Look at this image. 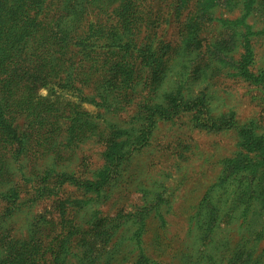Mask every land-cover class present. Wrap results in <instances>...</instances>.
I'll list each match as a JSON object with an SVG mask.
<instances>
[{"label":"rangeland","instance_id":"rangeland-1","mask_svg":"<svg viewBox=\"0 0 264 264\" xmlns=\"http://www.w3.org/2000/svg\"><path fill=\"white\" fill-rule=\"evenodd\" d=\"M60 2L79 43L106 49L83 61L84 46L65 43L50 75L16 72L8 106L26 144L0 179V259L17 255L12 241L44 264H264V0H45V22ZM21 5L0 0V43ZM150 10L155 41L179 47L162 79L138 51L148 32L133 29ZM119 58L131 74L102 76ZM89 62L100 72L77 70ZM172 95L184 100L175 114ZM42 132L62 150L39 147ZM69 136L88 138L72 150Z\"/></svg>","mask_w":264,"mask_h":264},{"label":"trees","instance_id":"trees-1","mask_svg":"<svg viewBox=\"0 0 264 264\" xmlns=\"http://www.w3.org/2000/svg\"><path fill=\"white\" fill-rule=\"evenodd\" d=\"M23 3H25V6L20 7V9L17 10L16 14H14L10 19L15 20L18 23H21L20 25H17L16 32H14V38L11 40V37L8 34L7 28L13 25L14 23L11 22V24H7L6 31L4 32L7 34V36L2 37V42L0 43V179L2 180V176L6 175V169H7V162L10 160L9 157H7V153L10 152H17L18 150H22L21 147H23L26 144V137L24 133H21L19 131L18 125L14 122V118L11 117V109H9L8 103L9 100L7 96L10 93L11 88H14L17 84L15 83L16 79V72L21 69H27L29 72H35L34 75L37 73H43L46 75H50L51 72L58 69V63L60 62V58L58 57L60 55V47H62L65 43L67 44V47L65 51L67 52H76L77 53V45L81 44L79 41L82 39V35L79 29V26L74 25L75 16L74 14H65L64 16L59 14L58 11L61 10L62 2L58 4V6L54 9V13L52 17H50L48 22H45L43 20V4L45 3V0H33L30 3H26L27 0H20ZM63 1V0H62ZM75 2V0H72ZM32 11H35L32 13ZM49 11V10H48ZM137 12H140L139 8L136 7L135 2L133 3L132 9L129 12H126L124 14L125 20H128L132 18L133 15H135ZM39 16V17H38ZM140 20V21H139ZM139 20L136 22L137 24L134 26V30L136 31V34L139 29V34L148 32V40H147V47L143 49H138L139 53H145L149 54L150 58H153L152 64H150L151 71L150 73H160V76L158 78L162 79L164 76H162V73L164 71V68L166 66H171L172 61L175 59V52L179 49L178 46H172L169 42H164L162 40L155 41L156 34L155 31L154 34L151 31H148V27H152L154 29H157L159 26V22L157 24L158 18L155 14V12H152L151 10L149 13L143 14L141 17H139ZM64 27H63V25ZM157 26V27H156ZM92 31L89 34L90 38L92 39V36L98 35L99 31H102L103 29L98 26H93ZM142 31V32H141ZM92 34V36H91ZM196 37V35L194 36ZM187 39V35L185 36ZM30 40V41H29ZM121 40L124 41V38ZM1 41V38H0ZM29 41V42H28ZM86 42V39L83 40V42ZM93 41H87L85 43L83 50L78 54H87V55H94L98 49L104 50L106 47H96L93 45ZM137 45V44H136ZM123 46V45H122ZM127 50H129L130 54H133L134 50L138 47L135 46L133 49L131 47H127ZM163 47L168 48L170 52H164V55L161 54ZM200 47V46H199ZM11 48H15L16 50L12 51ZM26 50H25V49ZM27 50H32V57L30 63L32 66L27 67V64H18L17 60L14 58V55H21ZM16 51V52H15ZM140 54L138 56H140ZM58 57V58H57ZM87 57L82 55L81 60L85 61ZM80 60V62H81ZM124 60L122 58H119L118 60H113L111 64L108 66V68L104 69V74L102 76H110L114 75V71L119 73L120 71H125L131 74V71L127 68V65L123 62ZM91 62V61H90ZM89 62L85 65L80 63L77 66V70L80 68H84L85 72H91V73H98L99 67L96 65H91ZM93 62V61H92ZM94 63V62H93ZM98 64V62H97ZM17 67L15 68V66ZM143 64H139L138 67H143ZM74 72V66L71 69ZM70 71V70H69ZM61 74H64V72H60ZM150 75V74H149ZM63 77V76H61ZM162 81H157L156 84L159 86ZM116 85V84H115ZM129 89L132 88V86L128 87ZM115 86L111 88V92H114ZM121 94L125 93V90H120ZM174 96V102H173V109L167 110L171 113H177L176 110H178L179 106H177L178 103L182 106V102L184 101L183 98H180V96ZM189 105H200L202 108H204V98L197 97L196 100L190 101ZM188 105V106H189ZM180 106V107H181ZM204 115H207V111L204 109ZM38 121L31 120L27 127L30 125H36ZM154 127V125L152 124ZM115 131L118 130V126H115ZM29 134V133H28ZM49 134L47 132H42V134L39 136L41 138V142L39 144V147H42V145L47 144L50 147H56L52 146L50 144L51 137L48 136ZM253 135V134H251ZM119 136V135H117ZM48 137V138H47ZM88 137L84 139L78 137H67L66 142L69 148H72V150H75L76 147H78L80 144L83 143V141L87 140ZM148 138V136H147ZM255 141V138L250 137L248 138V142ZM54 142H57L56 140ZM61 145V142H60ZM60 147V146H59ZM117 145H113L111 148L108 146V150H115L117 149ZM59 149L62 150L60 147ZM57 148V150H59ZM59 150V151H61ZM105 168H102L99 170L98 174L103 178L105 173ZM46 177L42 178L44 180L49 175L46 172ZM66 177H70V173H65ZM55 176L59 177V174H55ZM55 176H49V178H53ZM75 182H77L78 178H73ZM80 184L83 186L85 185H91L93 186L95 184L94 180H82L80 181ZM21 243V242H20ZM7 244H10L11 252H15L17 255L12 256L9 255V257L0 259V264H44L40 263V259L36 257L28 258L26 254L23 252L21 254V248H25L26 245L18 246L14 245V242H7ZM16 244V243H15ZM21 247V248H20ZM17 248V249H16ZM28 248V247H26ZM151 261V260H150Z\"/></svg>","mask_w":264,"mask_h":264}]
</instances>
